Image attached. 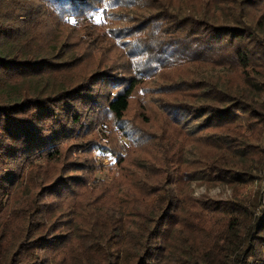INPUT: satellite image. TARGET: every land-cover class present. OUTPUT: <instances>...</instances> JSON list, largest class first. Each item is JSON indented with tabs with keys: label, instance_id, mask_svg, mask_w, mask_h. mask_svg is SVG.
Here are the masks:
<instances>
[{
	"label": "rangeland",
	"instance_id": "1",
	"mask_svg": "<svg viewBox=\"0 0 264 264\" xmlns=\"http://www.w3.org/2000/svg\"><path fill=\"white\" fill-rule=\"evenodd\" d=\"M42 2H2L4 17L15 14L29 21L17 24L14 46L26 58L69 62L61 70L40 74L57 83L73 85L99 71L91 84L98 98L95 106L84 108L83 126H75L80 130L60 141L57 156L17 165L22 171L18 181L0 187V256L20 242L25 260L31 259L33 249L38 253L36 264H108L115 259L108 250L138 244V236L152 229L169 197L173 217L161 229L165 238L159 258L181 264L178 253L211 245L225 227V216L207 209L203 199L256 202L261 193L264 205V54L243 71L233 54L234 42L211 51L194 44L195 37L183 30L165 33L164 23L172 17L154 18L132 33L148 18L125 14L145 13L147 7L126 9L108 3L107 17L88 21L42 14ZM172 3L181 10L193 7L214 23L249 26L264 41V0ZM170 37L193 39L192 49L171 45L161 52L160 44ZM133 73L139 82L117 119L104 99ZM212 83L244 98L237 119L194 130L199 117H179L162 109L164 101H202V92ZM225 145L231 146L228 151ZM214 160L234 165L237 161V167L248 169L253 161L257 168L247 181L225 182L215 178L210 164ZM60 178L68 184L53 188ZM30 210L35 222L27 220ZM40 233L50 241L34 248L33 239Z\"/></svg>",
	"mask_w": 264,
	"mask_h": 264
},
{
	"label": "trees",
	"instance_id": "2",
	"mask_svg": "<svg viewBox=\"0 0 264 264\" xmlns=\"http://www.w3.org/2000/svg\"><path fill=\"white\" fill-rule=\"evenodd\" d=\"M0 0V187L15 184L21 176L18 168L27 162L40 158L57 156L60 141L73 135L83 126L81 118L84 108L97 102V93L92 88V81L99 73L92 72L88 77L79 79L73 85L54 82L50 76L40 75L44 71L61 70L67 63H56L48 57L37 56L26 58L12 42L18 23L25 19L14 15L4 17ZM44 4L40 10L42 14L56 15L57 17H86L92 21L95 17H107L109 4L127 9L130 7L148 8L145 13L131 12L129 17H147L141 27L134 28L137 32L148 26L149 22L157 17H172L171 22L164 23L165 33L183 30L196 42L211 51L223 47V44L234 42L233 54L242 70L253 64L254 58L264 54V41L255 30L245 25L235 26L218 24L202 17V13L192 7L189 11L173 5L172 0H42ZM25 5V3H24ZM115 5V4H114ZM11 7L17 8L11 4ZM150 8V9H149ZM116 17V12L112 13ZM125 16V17H126ZM142 22V21H140ZM29 21L24 23L27 25ZM22 24V25H24ZM17 26V27H16ZM170 35V34H169ZM171 39V37H170ZM168 39L159 46L161 52L167 51L171 45L183 50L192 49L191 43L180 37ZM226 42V43H225ZM103 78V77H101ZM138 76L133 73L126 78V83L116 92L107 93L104 106L117 119H121L129 104V98L138 84ZM113 81V82H112ZM111 82L115 86L117 81ZM207 88L206 94L201 96L202 101L187 103L186 101H164L162 109L174 111L179 117L188 114L198 118L194 130L203 129L211 125H224L237 119L238 112L245 104L240 94L228 92L224 88ZM264 121V115L260 116ZM80 127L79 129L76 128ZM231 146L225 145L228 151ZM242 150V149H241ZM253 162V161H252ZM249 162L247 167H237L230 162L211 161L216 179L225 182L247 181L246 178L254 172L256 165ZM254 164V163H253ZM18 165V168L16 167ZM68 182L60 178L51 184L65 186ZM60 187V186H59ZM54 190V189H52ZM164 198V197H163ZM263 194H259L256 202L240 197L203 199L204 205L211 211H219L226 220L225 227L217 241L211 245L195 250V247L186 252L178 253L176 257L181 264H264V205ZM167 206L154 221L153 227L147 233L138 236V244H131L129 248L108 250L114 253V261L108 264H166V256L159 258L163 246L162 228L169 226L173 213L168 210L172 202L167 197ZM34 209V208H33ZM32 209V210H33ZM32 210L27 214L29 222H35ZM35 212V211H34ZM166 222V223H165ZM170 222V223H169ZM167 239V238H166ZM219 240V243H217ZM36 246H44L50 238L43 233L34 237ZM23 243L17 244L15 249L7 250L0 256V264H36L38 253L33 249L30 260L24 259L21 250ZM188 248V247H187Z\"/></svg>",
	"mask_w": 264,
	"mask_h": 264
}]
</instances>
